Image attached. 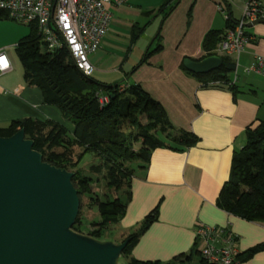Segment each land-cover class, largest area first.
I'll list each match as a JSON object with an SVG mask.
<instances>
[{"label": "crops", "instance_id": "1", "mask_svg": "<svg viewBox=\"0 0 264 264\" xmlns=\"http://www.w3.org/2000/svg\"><path fill=\"white\" fill-rule=\"evenodd\" d=\"M163 1L126 0L120 7L109 8L112 18L107 33L89 57L95 68V76L91 77L106 85L141 86L162 106L174 129L192 133L199 141L183 151H152L147 166L135 170L131 178L130 201L115 226L123 241L159 206L157 221L130 253L131 258L141 262L167 264L174 257L188 255L197 243L195 230L200 225L227 228L236 237L238 252L244 253L264 244V222L245 221L218 209L215 203L228 180L233 155L245 145L246 130L264 121V99L259 97L264 79L261 83L260 76L244 71L255 56L264 57V24L246 26V34L254 41L237 59L227 56L234 63L233 73L236 70V92L217 85L202 87L182 70L183 60L204 59L205 35L225 31L226 20L218 7L237 21L247 0H179L161 25V49L136 68L144 53L157 47L153 40L162 19L158 8ZM254 1L264 9V0ZM134 26L141 29L136 40L132 36ZM27 34L25 25L0 22V52L10 65L8 72L0 74V128L30 118L52 120L72 132L73 126L67 125L58 109L45 105L41 92L24 82L23 71L15 63L18 59L14 48ZM143 38H152L151 44L131 65V53L142 41L145 44ZM217 46L212 52L222 56L216 52ZM241 264H264V251Z\"/></svg>", "mask_w": 264, "mask_h": 264}, {"label": "trees", "instance_id": "2", "mask_svg": "<svg viewBox=\"0 0 264 264\" xmlns=\"http://www.w3.org/2000/svg\"><path fill=\"white\" fill-rule=\"evenodd\" d=\"M179 0H164L158 8L162 14L160 29L151 47L144 53L136 68L161 49V25L173 12ZM9 20L0 11V22ZM235 23L228 14L226 28ZM28 34L16 44L14 51L22 67L24 82L37 88L43 103L58 109L64 120L70 122L73 131L52 120L44 122L30 118L12 121L0 128V138L10 137L23 129L25 138L33 142V150L42 155L44 162L59 169L74 173L72 184L78 196L91 195L92 179L77 169L84 156L94 155L98 164L90 170L101 174L108 190L116 196L105 201L90 196L96 207L98 221L93 222L89 237L100 241L105 230L118 224L130 201V181L135 170L144 169L150 154L156 149L183 151L194 146L199 139L192 133L176 130L166 118L162 106L152 99L139 85L121 87L122 83L106 85L85 76L68 57L65 50L49 53L34 24L28 25ZM133 40L141 29L132 28ZM224 32L210 31L202 42L204 58L218 56L212 51L223 38ZM222 65L205 75H194L182 70L197 80L202 87L219 86L236 92L231 81L234 63L225 56ZM135 68V69H136ZM107 102L101 104V99ZM245 145L231 159L229 177L221 187L216 207L230 215L248 222H264V121L254 129L246 130ZM80 150L75 154L74 149ZM118 194V195H117ZM159 206L142 221L139 228L126 239L129 242L121 257L127 264H162L141 262L131 258L132 248L144 232L158 219ZM80 212L72 230L79 233ZM124 241V240H123ZM121 241V242H123ZM120 242V243H121ZM264 251V244L257 245L236 256L241 264L257 253ZM167 264H207L201 259L197 243L188 255H179Z\"/></svg>", "mask_w": 264, "mask_h": 264}, {"label": "water", "instance_id": "3", "mask_svg": "<svg viewBox=\"0 0 264 264\" xmlns=\"http://www.w3.org/2000/svg\"><path fill=\"white\" fill-rule=\"evenodd\" d=\"M264 24L256 20L247 27ZM194 75L217 70L222 59H184ZM74 173L46 163L21 129L0 138V264H118L129 239L116 244L72 230L80 199Z\"/></svg>", "mask_w": 264, "mask_h": 264}, {"label": "built area", "instance_id": "4", "mask_svg": "<svg viewBox=\"0 0 264 264\" xmlns=\"http://www.w3.org/2000/svg\"><path fill=\"white\" fill-rule=\"evenodd\" d=\"M125 1L0 0V11L5 12L9 20L17 24H34L47 52L65 50L74 66L85 76L91 77L94 67L89 56L99 49L107 33L112 18L109 8L120 7ZM218 11L227 21L228 15L224 10L218 7ZM256 20H264V9L256 1L247 0L240 19L225 29L216 52L237 59L245 46L254 41V38L246 34L245 27ZM9 70V61L0 52V74ZM244 71L264 79V57L255 56ZM232 83H236V77ZM100 102L104 104L107 99H101ZM195 235L197 250L207 264H236L239 253L236 237L227 228L200 225L197 226Z\"/></svg>", "mask_w": 264, "mask_h": 264}, {"label": "rangeland", "instance_id": "5", "mask_svg": "<svg viewBox=\"0 0 264 264\" xmlns=\"http://www.w3.org/2000/svg\"><path fill=\"white\" fill-rule=\"evenodd\" d=\"M158 20H159V18L157 19V21ZM158 23H159V21L155 22V26H154L155 30H156V28L158 26ZM14 24H15V22H14ZM22 28L26 30L25 27H22ZM159 29H160V26L158 27V30ZM151 31H152V28H151V30H149V32L147 34L148 36H150ZM152 38H150L149 40H147L146 38H143L144 41H145V44L142 41L139 44V46L132 51L131 56H130V64L131 65L135 64L136 60L141 58V56L143 54V51L148 46H150ZM10 53L12 55V53H13L12 50H11ZM15 63H17V65H18L17 67H18L19 71H22L19 62L16 60ZM92 76H95V68H94V72H93ZM230 76L233 79L234 78V73H231ZM258 79L261 80L262 78L260 77ZM262 80H261V83H263ZM239 85H241V84H239ZM259 97L264 99V88L259 90ZM66 122H67V125L68 124H69V126L72 125L70 122H68V121H66ZM79 152H80L79 149H77V148L74 149V153L75 154H77ZM97 164H98V162L94 158V155L91 154V153H88V154H86L84 156V158L82 159L81 163L77 167V169H79L81 171L82 175L92 179V184H91V188H90L92 194L91 195L83 194L82 196L79 197V199H80V211H79L80 212V217L79 218L81 220V225L80 226H76V227H78L79 234L86 235V236H88V233L93 230V228L91 227V224L93 222H97L98 219H99L98 213H97V209H96L95 206H93V203L90 201V196L99 197V199L102 200V201H105L107 198H113V197L116 196V193L113 190H108L106 188L105 183H104V181L102 179V175L101 174H96V173H94V172H92L90 170V168L92 166H95ZM68 172H70V171H68ZM121 238L122 237L119 235L116 226L112 225L107 230L104 231L100 241H111V242H114V243L118 242L116 244H119V242H121L120 241ZM118 264H126V262H125V260L123 258H120L119 261H118Z\"/></svg>", "mask_w": 264, "mask_h": 264}]
</instances>
